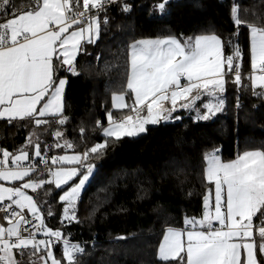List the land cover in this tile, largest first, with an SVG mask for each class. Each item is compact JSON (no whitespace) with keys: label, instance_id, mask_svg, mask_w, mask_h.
<instances>
[{"label":"snow or ice","instance_id":"snow-or-ice-1","mask_svg":"<svg viewBox=\"0 0 264 264\" xmlns=\"http://www.w3.org/2000/svg\"><path fill=\"white\" fill-rule=\"evenodd\" d=\"M118 2L123 11L130 10L123 0H34L29 10L17 12L13 0H0V119L9 124L31 121L34 126L20 148L11 153L0 148V181L11 184H0V212L4 213L0 219L7 222V226L0 224V264H24L26 255L28 264H78L77 255L84 252L60 229L45 224L37 199L25 190L37 193L47 185L45 195H49L55 185L64 204L61 223L78 222L75 203L95 168L88 161L102 155L109 141L144 133L146 125L180 119L173 117L178 110L195 112L196 121L210 120L225 107L228 78L245 88L242 79L250 80L253 95L264 96V26L242 20L234 3L231 19L236 31L226 40L208 33L130 44L126 85L111 97L118 115L112 110L106 113L107 127L96 121L104 141L83 153L47 156L53 147H75L60 130L68 117L63 103L66 79L59 73L79 74L75 62L83 50L82 41L92 43L98 37L99 14ZM168 4L169 0H160L155 8L163 13ZM241 26L250 41L247 76L242 74L244 52L233 43ZM226 48L230 53L226 54ZM53 124L57 125L51 132L57 138L55 144L42 145L38 129L47 132ZM84 131L80 129L81 135ZM203 162L207 191L202 215L185 216L182 228L164 231L158 260L164 264H264V148L237 152L225 160L220 148L213 147L205 151ZM38 165L44 166L46 179L43 173L35 177L41 171ZM48 215H52L50 207ZM38 233L45 238L37 239ZM57 245L60 258L53 253Z\"/></svg>","mask_w":264,"mask_h":264},{"label":"trees","instance_id":"trees-1","mask_svg":"<svg viewBox=\"0 0 264 264\" xmlns=\"http://www.w3.org/2000/svg\"><path fill=\"white\" fill-rule=\"evenodd\" d=\"M13 2L17 12L34 6V0ZM159 2L123 0L131 5L127 12L118 2L99 16V37L92 43L82 42L83 50L75 62L79 74L60 71L59 75L67 79L63 103L68 117L60 130L64 140L75 146L68 150L83 153L104 141L96 121L105 126L106 113L117 112L112 109L111 97L126 85L128 46L134 41L210 32L226 40L236 31L231 19L234 3L242 20L264 26V0H169L163 13L155 8ZM233 43L244 52L242 74L247 76L251 71L249 35L243 26ZM230 51L226 48V54ZM242 83L247 87H237L228 78L223 112L208 121H195L187 116L188 111H182L183 119L178 122L148 126L137 136L109 141L102 155L88 161L95 168L75 207L78 222L61 223L64 204L55 185L49 195H45L47 185L33 193L45 224L60 229L84 249L77 255L78 264H164L157 258L164 231L182 228L185 216L202 215L207 191L202 171L205 151L218 147L222 158L228 160L237 152L264 148V96L253 95L250 80L242 79ZM33 127L31 121L9 124L0 119V148L9 152L20 148ZM56 128L53 124L47 132L38 129L42 145L55 144L57 138L51 132ZM64 151L53 147L47 156ZM40 170L35 177L43 173L46 179V171ZM60 248H53L57 258L62 255ZM24 264H28L27 255Z\"/></svg>","mask_w":264,"mask_h":264},{"label":"rangeland","instance_id":"rangeland-1","mask_svg":"<svg viewBox=\"0 0 264 264\" xmlns=\"http://www.w3.org/2000/svg\"><path fill=\"white\" fill-rule=\"evenodd\" d=\"M210 33H214V32H210ZM203 34H208V33H203ZM216 34V33H215ZM218 35V34H217ZM98 37H99V35H98ZM97 37V38H98ZM177 37V36H176ZM97 38H95L94 39V41L97 39ZM178 39H182V38H180V37H177ZM146 39H148V38H146ZM154 39V38H153ZM141 40V39H140ZM249 48H250V41H249ZM250 54V53H249ZM63 78H65V77H63ZM66 79V78H65ZM66 84H67V79H66ZM65 89H66V85H65ZM257 89H259V88H257ZM65 92V91H64ZM63 97H64V95H63ZM124 111H127V109H125ZM223 112V110L221 111V112H219V113H222ZM219 113H217V114H219ZM216 114V115H217ZM114 116H116V115H118V111L115 113V114H113ZM175 116H179L180 117V119H170L169 121H161L160 123H173V122H178V121H180V120H182L183 119V117L180 115V114H177V113H173V117H175ZM187 116H192V118L194 119L195 118V112H191V111H188L187 112ZM195 120V119H194ZM196 121V120H195ZM108 126V121H107V124L105 125V126H103V127H107ZM148 126H152V125H146V130H147V128H148ZM101 133H102V129H101ZM102 135H103V133H102ZM139 135V134H138ZM73 152L74 151H70V150H65L64 152H59V153H56V155H63V154H69V155H71V154H73ZM11 153V152H10ZM80 153V152H79ZM94 172V171H93ZM92 176V175H91ZM91 178V177H90ZM90 180V179H89ZM89 182V181H88ZM88 182L86 183V185L84 186V188L81 190V193H80V196H79V198L77 199V201H76V203H75V207L77 206V204H78V202H79V199H80V197H81V195H82V193H83V191H84V189L86 188V186H87V184H88ZM15 183H17V182H15ZM19 183V182H18ZM0 184H4V186L5 187H9V186H11V184H9L8 182H5V181H0ZM29 195H33V193H32V191H31V189H27V190H25ZM42 216V215H41ZM43 238H45L42 234H40V236H37V239H43Z\"/></svg>","mask_w":264,"mask_h":264},{"label":"built area","instance_id":"built-area-1","mask_svg":"<svg viewBox=\"0 0 264 264\" xmlns=\"http://www.w3.org/2000/svg\"><path fill=\"white\" fill-rule=\"evenodd\" d=\"M125 1V0H124ZM117 4V3H116ZM116 4H114V5H108V7H107V11L109 10V9H111V8H113L114 6H116ZM103 13H105V12H101L100 14H99V16L101 15V14H103ZM51 162H49V164H50ZM38 167L41 169V168H44V166L43 165H38ZM3 215H4V213L3 212H0V218H2L3 217ZM0 224H4V226H7V222L6 221H3L2 219H0ZM25 235H27V233H24ZM37 236H40V233H38L37 234ZM75 244H79L78 242L77 243H75ZM80 245V244H79Z\"/></svg>","mask_w":264,"mask_h":264},{"label":"crops","instance_id":"crops-1","mask_svg":"<svg viewBox=\"0 0 264 264\" xmlns=\"http://www.w3.org/2000/svg\"><path fill=\"white\" fill-rule=\"evenodd\" d=\"M83 42V41H82ZM79 54V53H78ZM78 56V55H77ZM64 95V94H63ZM182 111H185V110H178L176 113L177 114H181Z\"/></svg>","mask_w":264,"mask_h":264}]
</instances>
